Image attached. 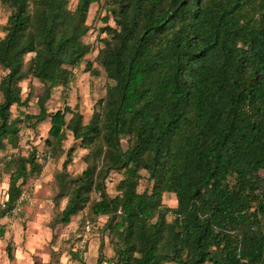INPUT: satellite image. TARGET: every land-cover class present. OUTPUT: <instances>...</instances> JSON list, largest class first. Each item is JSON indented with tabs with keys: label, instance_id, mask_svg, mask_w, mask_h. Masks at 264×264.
I'll use <instances>...</instances> for the list:
<instances>
[{
	"label": "trees",
	"instance_id": "obj_1",
	"mask_svg": "<svg viewBox=\"0 0 264 264\" xmlns=\"http://www.w3.org/2000/svg\"><path fill=\"white\" fill-rule=\"evenodd\" d=\"M1 2L11 12L0 36V151L20 123L48 118L50 151L65 152L67 129L89 149L78 176L56 174L57 199L67 197L57 220L70 223L89 202L94 219L107 217L116 257L106 259L101 243L95 264H264V0ZM93 3L106 11V36L86 70L99 75L95 61L111 82L84 123L69 105L50 112L47 102L92 51L83 38ZM28 77L43 85L39 112L12 117L13 105L27 104L20 83ZM4 166L0 219L43 165L34 150ZM112 171L123 174L115 196ZM142 171L149 184L140 191Z\"/></svg>",
	"mask_w": 264,
	"mask_h": 264
},
{
	"label": "rangeland",
	"instance_id": "obj_2",
	"mask_svg": "<svg viewBox=\"0 0 264 264\" xmlns=\"http://www.w3.org/2000/svg\"><path fill=\"white\" fill-rule=\"evenodd\" d=\"M77 0H70L74 7ZM10 8L0 0V36L4 35V26L10 14ZM106 11L102 4L93 3L88 23L91 28L83 38L92 45V51L85 57L79 66L73 68L74 76L69 86L58 85L52 89L51 98L47 102L50 112L64 109L69 105L83 115V122L87 123L97 105V101L106 93L107 84L110 83L101 65L94 61V67L99 69V75L91 74L86 70L87 61H93L98 49L104 45L102 37L105 33L100 28L105 25L103 17ZM109 23L114 24L110 19ZM32 54V53H31ZM30 55H27L29 59ZM6 73L0 64V80ZM22 99L26 105L12 106V117H24V113H38L37 95L42 93L43 85L35 78L28 77L23 80ZM1 92H0V100ZM71 114H67V119ZM20 132L15 143H7V147L0 151V209L5 208L8 199V187L11 172L5 169V161L11 155H25L36 151L37 160L43 165L39 173H34L23 184V191L16 205L8 214L0 219V227L4 235L0 237V264H82L74 254L80 252L86 264H95L103 243L102 251L106 259L116 257V244L111 237L102 230L107 217L100 216L94 219L91 212V202L74 215L70 223L57 220L60 211L64 208L67 197H58L59 192L56 174L67 171L69 176H78L86 167L84 156L89 149L76 140L70 130H66L63 140L62 154L56 153L57 148L49 150L50 119L36 122L30 126L28 122L20 123ZM125 143V142H124ZM74 150L71 155L69 149ZM51 152V153H50ZM66 163V164H65ZM139 190L148 186L146 171H142ZM120 171H112L107 180V191L111 196L118 194L117 184L122 179ZM98 197L97 195L94 198ZM164 203L176 206L174 193H165ZM16 207V208H15ZM171 218V217H170ZM90 226L91 230L87 231ZM80 257V256H78ZM105 264V263H104ZM163 264H175L165 262Z\"/></svg>",
	"mask_w": 264,
	"mask_h": 264
},
{
	"label": "built area",
	"instance_id": "obj_3",
	"mask_svg": "<svg viewBox=\"0 0 264 264\" xmlns=\"http://www.w3.org/2000/svg\"><path fill=\"white\" fill-rule=\"evenodd\" d=\"M21 197V196H20ZM20 199V198H19ZM16 208V207H15ZM13 210H14V208H13ZM91 230V227L90 226H88L87 227V231H90ZM1 237V236H0Z\"/></svg>",
	"mask_w": 264,
	"mask_h": 264
}]
</instances>
